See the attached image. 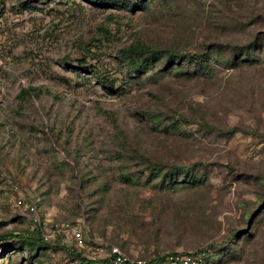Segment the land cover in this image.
Returning <instances> with one entry per match:
<instances>
[{
  "label": "rangeland",
  "instance_id": "1",
  "mask_svg": "<svg viewBox=\"0 0 264 264\" xmlns=\"http://www.w3.org/2000/svg\"><path fill=\"white\" fill-rule=\"evenodd\" d=\"M257 37L264 0H0V264H264V63H168Z\"/></svg>",
  "mask_w": 264,
  "mask_h": 264
},
{
  "label": "trees",
  "instance_id": "2",
  "mask_svg": "<svg viewBox=\"0 0 264 264\" xmlns=\"http://www.w3.org/2000/svg\"><path fill=\"white\" fill-rule=\"evenodd\" d=\"M146 1L147 0H91V2L95 4H99L103 7H113L117 9H131V10H136V9H146ZM264 40H260L258 37L252 41L250 44L246 46H231V45H221V44H214L212 45L209 49L208 52H204L202 54H193V55H188V56H177L175 57L171 56L168 60L169 65L173 62V60H179V61H188L189 65L192 67L189 69L193 70H187L189 72L188 74H191L193 76H212L215 71H216V66L222 65L225 68L228 69H234L237 68L241 65L243 66H252L256 64H262L264 63L262 56L256 55V51L263 49ZM262 42V43H261ZM146 51L144 50L143 47L140 46H133L129 49L128 53H125L126 57L131 59L132 64L136 69L143 71L144 65L139 64L137 61V58H139L140 55H144ZM156 55H152V57H155ZM215 58V60H214ZM159 60L160 58L157 57ZM150 63L147 62L145 66L149 65ZM180 65H182L180 63ZM146 68V67H144ZM182 75V73H179ZM187 73L184 72L183 75H186ZM189 170L188 168L184 167H178L175 169L170 174H166L164 176V181H169L170 183L172 182V179L175 176L178 175H188ZM168 182V183H169ZM9 236L3 235L0 236L1 241H5L8 239ZM38 242L41 246H43V238L39 237ZM37 243V242H36ZM45 247V246H44ZM75 255V254H72ZM76 258L81 262H86L85 264H90L89 261L86 259H83L81 255L76 254ZM168 257H156L153 260L147 261V264H159L162 262H168ZM179 257V256H177ZM104 264H114L112 259L108 258L103 261ZM169 263V262H168Z\"/></svg>",
  "mask_w": 264,
  "mask_h": 264
},
{
  "label": "built area",
  "instance_id": "3",
  "mask_svg": "<svg viewBox=\"0 0 264 264\" xmlns=\"http://www.w3.org/2000/svg\"><path fill=\"white\" fill-rule=\"evenodd\" d=\"M30 210L33 212L35 209L32 207ZM54 231L58 233H64L67 237L75 240L78 243H82L83 231L79 226L71 224H58L55 225ZM109 258L112 259L114 264H147V261L145 260L127 257L117 247L111 248ZM168 262L170 264H195V260L177 256L168 257Z\"/></svg>",
  "mask_w": 264,
  "mask_h": 264
}]
</instances>
